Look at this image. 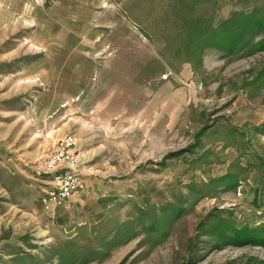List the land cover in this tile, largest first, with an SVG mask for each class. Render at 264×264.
<instances>
[{
    "label": "rangeland",
    "instance_id": "1",
    "mask_svg": "<svg viewBox=\"0 0 264 264\" xmlns=\"http://www.w3.org/2000/svg\"><path fill=\"white\" fill-rule=\"evenodd\" d=\"M250 113L264 0H0V264H264V184L228 154Z\"/></svg>",
    "mask_w": 264,
    "mask_h": 264
},
{
    "label": "crops",
    "instance_id": "2",
    "mask_svg": "<svg viewBox=\"0 0 264 264\" xmlns=\"http://www.w3.org/2000/svg\"><path fill=\"white\" fill-rule=\"evenodd\" d=\"M245 117V120L249 119L250 121H253L252 123L255 125L256 130L252 129L253 126L250 123V127H248L243 133V140L244 142L249 140V145L245 143L243 147L241 145V141L237 140L228 147V154L232 152V154L229 155V159L241 156L242 166L251 164L252 170L248 173L242 190H244L245 193H247L248 190H252L250 192L253 194L251 198L255 199L254 194H258V190L261 189L264 184V118L259 115L254 116L251 113L249 115H245ZM258 117L259 120H257ZM248 183L253 184V188L251 186L248 187Z\"/></svg>",
    "mask_w": 264,
    "mask_h": 264
},
{
    "label": "built area",
    "instance_id": "3",
    "mask_svg": "<svg viewBox=\"0 0 264 264\" xmlns=\"http://www.w3.org/2000/svg\"><path fill=\"white\" fill-rule=\"evenodd\" d=\"M167 76L162 75V79ZM72 140L70 137L62 138L59 142V147L49 156L46 161V166L48 168H54L58 163H66V166L72 168L77 160L76 156L73 155L68 149L71 145ZM64 167H58L55 169V176L52 178V185L48 187L44 192L42 201L47 204H54L58 206L65 207L68 201L73 197V195L80 188V176L79 173L73 169L66 168L60 170Z\"/></svg>",
    "mask_w": 264,
    "mask_h": 264
},
{
    "label": "trees",
    "instance_id": "4",
    "mask_svg": "<svg viewBox=\"0 0 264 264\" xmlns=\"http://www.w3.org/2000/svg\"><path fill=\"white\" fill-rule=\"evenodd\" d=\"M257 22H260V21H257ZM257 22H256V26L258 27V24H259V23H257ZM245 28H246V27H245ZM245 28H244V29H245ZM241 30H242V29H241ZM247 30H251V28H249V29H247ZM241 33H242V32H240V34H238V35H239V36H238L239 39H237V41H236L237 43L241 41V40H240V37H242ZM236 42H235V43H236ZM260 242H263V241H260Z\"/></svg>",
    "mask_w": 264,
    "mask_h": 264
}]
</instances>
